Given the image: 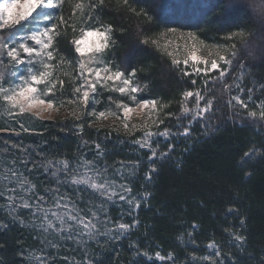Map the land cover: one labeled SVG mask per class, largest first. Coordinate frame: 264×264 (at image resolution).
<instances>
[{
  "label": "trees",
  "instance_id": "1",
  "mask_svg": "<svg viewBox=\"0 0 264 264\" xmlns=\"http://www.w3.org/2000/svg\"><path fill=\"white\" fill-rule=\"evenodd\" d=\"M191 1L127 0L125 4L124 0H104L101 5L99 0H82L86 6L97 7L94 11L86 8L81 17L79 11L73 15L75 4L81 0H63L48 13L59 33L53 41V79L64 84L61 87L57 83L46 100L50 98L57 107L68 109V115L49 121L27 114L21 122L32 132L19 134L2 132L6 129L0 118V151L24 152L22 155L34 161L38 172L41 165L57 160H67L70 168L82 161L94 162L100 168L107 165L108 173L115 172L119 162L128 166L121 179L131 187L130 195L141 201L140 207L131 214L129 207H105L111 220H118L124 211L122 223H138L119 239L91 244V264H193L194 256L195 264H211V260L264 264V120L259 118L257 107L264 102V0H199L206 8H197L196 16L190 17ZM89 11L93 12L91 17L86 14ZM61 17L65 23L60 22ZM28 25L16 26L15 36ZM102 25L112 28L111 43L103 54L107 66L124 72L140 89L134 94V103L157 102L155 132H170L167 138L156 134L151 141L157 152L154 161L148 159L151 151L141 149L132 135L96 125L98 113L107 111L120 118L117 104L130 105L127 94L98 87L84 103L74 91L80 85L79 57L71 42L80 35L81 27L88 30ZM4 32L0 31L3 37ZM240 32L245 34L247 49L242 48L238 35L233 36ZM173 34L194 36L198 46L226 55L235 44L238 56L231 66L220 62L221 68L227 69L223 78H219V71L207 75L191 72L181 63L174 65L161 46L162 37ZM61 57L65 63H60ZM198 90L206 98L201 105L210 110L204 118L193 119L182 108L194 107L195 98L185 101L182 94ZM233 96L240 97L247 107L237 104ZM208 101L213 103L208 105ZM252 111L257 113L255 119L248 115ZM157 120L163 121L159 128ZM186 128L189 134L185 136ZM246 152L252 155L245 157ZM152 166L155 171L148 181L145 176ZM33 180L38 192L48 188L43 177ZM85 195L79 194L80 199L93 206V200ZM2 199L0 264H30L28 253L37 250V236ZM233 234L244 237V241H236ZM213 242L219 257L208 249ZM66 249L59 246L57 250ZM157 252L163 260L156 258ZM204 256H211V260L202 262Z\"/></svg>",
  "mask_w": 264,
  "mask_h": 264
},
{
  "label": "snow or ice",
  "instance_id": "2",
  "mask_svg": "<svg viewBox=\"0 0 264 264\" xmlns=\"http://www.w3.org/2000/svg\"><path fill=\"white\" fill-rule=\"evenodd\" d=\"M63 0H58L57 4H53L52 0H12L11 3L0 4V29H15L16 25H19L22 21H25L32 15L37 9H41L37 13V20H49L50 17L45 15L44 9L59 7ZM127 4V0H124ZM104 0H99V4H103ZM97 7L96 4L85 5L82 0L77 2L74 6L73 15L75 16L76 11H79L81 17L85 15V9L91 8L93 11ZM19 9V11H13ZM133 11H135L133 9ZM89 17L92 16L93 12L89 11L86 13ZM61 23H65L63 17L60 18ZM83 23L87 21L82 20ZM262 27H264V21H262ZM170 31H175L171 29ZM112 32L111 26H101L100 28H90L85 30L83 27L80 29V35L72 40V44L75 47V52L81 58L79 61V78L84 80L85 83L77 86L75 92L81 94V99L84 103H87L89 98V91L93 92L96 90L97 84H104L106 81H121L123 86H117L114 90L121 94L126 91L132 93L138 92V87L132 86V80L130 78H124V72L120 70L112 71L107 66L106 61L103 58L105 50L109 47L111 40L110 34ZM57 32V25L52 24L51 27H44L40 29L37 27L30 35H26L20 39L19 42L12 39V34L7 38L0 35V65H2L5 71L0 72V115L8 114L23 115L33 108L41 107L45 105L47 108L53 107V102L49 98L45 100L43 97L50 96L57 86V83L63 87V80L53 79V68L54 65L51 63L56 59L53 50V41ZM191 35V34H190ZM239 36L242 41V48L247 49L249 45L245 39L244 32L234 33L233 36ZM94 38V39H92ZM192 39H195L193 36ZM28 41H32L33 44L29 45ZM147 43V40L145 41ZM227 53V49L223 50ZM22 53L24 54L22 56ZM6 55L7 63H4L3 57ZM172 55V53H169ZM215 55L216 58L207 59L199 58L196 55L195 50L191 51L187 58L183 61L185 65L189 63V60L196 61L205 65L204 68H198L197 71H201L204 74L209 72L219 71V78L225 77L227 69L221 68L220 62L224 65H233L234 58L238 56L236 45H232V51L230 54H221V52L210 53ZM27 57V59H25ZM87 57V59H84ZM231 57V58H230ZM60 63H65L64 58H60ZM70 63V62H68ZM174 65L180 63L179 60L174 59L172 61ZM28 65L26 74H21L18 71L8 72L7 69L18 65ZM91 65V66H90ZM96 65H104L98 67ZM95 79H92V76ZM135 72L131 74L134 76ZM184 75H188L187 72ZM18 77L17 81H12L11 77ZM242 77H237V80H241ZM195 84V81H193ZM7 85V86H6ZM44 85L41 89L38 86ZM236 87H239L237 83ZM231 86L225 84V89L230 90ZM83 89V91H82ZM241 92L244 90L241 88ZM251 93L252 89H248ZM185 101L190 98H195V105L192 108L184 106L182 108L185 114H193V119L203 118V114L209 111V107H201V102L206 98L198 91H185L183 94ZM233 100L242 107H247L244 101L238 97L233 96ZM251 100V96L249 97ZM151 103L153 109L157 108L156 101H145L140 107L147 108L148 104ZM213 101H208V105H211ZM118 108H122L125 117L132 112L130 107L124 106L122 103L117 104ZM257 107L260 108L259 118L264 120V102L258 103ZM18 110V111H16ZM100 117L104 116V113L99 114ZM248 115L255 119L257 113L255 111L249 112ZM156 127L163 121L157 120ZM23 128L24 126L21 125ZM125 129L129 127L127 123L124 124ZM132 127H135L133 125ZM24 131H28L24 128ZM155 134L164 136L167 138L170 135L169 130L165 129L163 132L153 133L152 131H145L143 137L135 141L141 149L147 148L151 151L149 155V161H154L157 152L152 148L151 137ZM189 130L186 128L182 135H188ZM171 147V146H170ZM97 150L100 149V145H96ZM104 153H101L103 155ZM167 154H162L166 156ZM245 157H250L251 152H246ZM15 165V161H11ZM138 163V162H137ZM45 167L46 171L50 172L52 180L55 182L57 187L47 188L45 192L47 195L37 194L36 185L22 172L16 171L15 167H8L5 165L0 169V197H3L8 202L10 211H16L18 208L29 209L32 216V224L34 228L45 234H55L60 239L75 240L80 243L84 237L89 239L95 235H107L109 231H115L116 234L113 236L114 239H119L120 235L126 233L130 228L135 227L138 221L133 220L132 224L119 223L116 225L115 230L105 228V232L101 233L99 226L101 224H107L109 222L108 210L105 207L106 204L112 203L115 197H119L120 201H127L129 210L134 211L135 208L140 207L141 201L136 200L134 197L129 198L128 195L123 193L131 194V187L128 184H118L115 180L109 179L107 176L108 166L105 165L100 168L95 165L94 162L82 161L78 167L83 169V172H76L71 175L70 179H61V174L65 177L68 176V170L70 164L67 160L48 161ZM115 167V165L113 166ZM128 167L123 162H119V167L116 168L115 175L124 176V170ZM31 171V169H29ZM155 171V167L150 168L149 173L145 176V179L150 181L152 178V172ZM130 175L134 177L135 173L131 172ZM70 184L77 188L78 191L91 190L93 195L100 198L98 204H94L89 208L90 215L82 214V210L77 206V203L71 199V196L65 193H61L60 185ZM83 186V188H79ZM147 194H145V197ZM91 203V202H90ZM39 221V223H37ZM21 223L23 221L21 220ZM243 223V221H242ZM195 224L193 228H195ZM234 235V238L238 242H243L244 237ZM43 243V242H42ZM48 244L56 248L58 245L53 241H48ZM218 246L213 242L208 245L209 250H215V256L221 255L220 251L216 250ZM43 251V250H41ZM23 256L24 253H21ZM145 257L151 259L152 257L148 253H143ZM156 258L163 260L164 257L160 256L157 252ZM30 264L35 261V264H48V257L46 255L35 256L33 253H28ZM171 258V257H170ZM193 264H195L197 258L192 257ZM201 261L211 260V256H204L200 258ZM211 264H223L222 261L211 260Z\"/></svg>",
  "mask_w": 264,
  "mask_h": 264
},
{
  "label": "rangeland",
  "instance_id": "3",
  "mask_svg": "<svg viewBox=\"0 0 264 264\" xmlns=\"http://www.w3.org/2000/svg\"><path fill=\"white\" fill-rule=\"evenodd\" d=\"M191 1V0H190ZM212 1V0H211ZM213 1H220V0H213ZM229 1H234L235 0H229ZM12 0H0V4H4V3H11ZM20 2L22 3L23 0H20ZM58 0H52V3L55 5L57 4ZM192 2V1H191ZM239 2V1H238ZM242 4V2H239ZM192 9L191 11H189V15L190 17L192 16H196V9L198 8L199 10H203L206 8V6H202L200 5V1L199 0H194L192 2ZM56 8V7H52V8H46L44 9V13L45 15H47L49 17V13L48 11ZM190 10V9H189ZM15 11H19V9H14ZM41 9H37L35 12L32 13V15L30 17H28L25 21H22L20 24L22 23H28V26H25L23 29L24 31H22L21 35L15 36V29H0V31L6 33V36L4 35L5 38H7L10 34H12V39L19 42L20 39L26 35H30L31 32L36 29L37 27H39L40 29L44 28V27H51V21L49 20H37V13L40 12ZM19 24V25H20ZM16 25V26H19ZM15 26V27H16ZM14 33V34H13ZM94 39V38H92ZM29 45H32L33 42L32 41H28ZM161 46L162 48L167 52V54L169 55V53H172V55H169L171 57L172 60L176 59L179 60L180 63L185 66L186 68L189 69V71L197 73V72H201V71H197L198 68H204L205 65H203L202 63H197L196 61L193 60H189V63L187 65H185L183 63V61L185 60V58H187V56L189 55V53L193 50H195L197 57L199 58H203V59H207V60H211L213 58H216L215 55H210V53H216L218 51H214V50H210L207 48H202L201 46H198L190 36H185L182 34H173V35H169V36H165L162 37L161 39ZM24 54L22 53V56ZM79 57V55H78ZM7 57L6 55L3 57L4 63H7ZM25 59H27V57H25ZM80 57H79V61H80ZM84 59H87V57H85ZM78 61V62H79ZM91 66V65H90ZM98 67H103L104 65H96ZM27 67L28 65H18L15 67H10L9 69H7L8 72H12V71H18L21 74H26L27 71ZM3 71H5L4 67L2 66ZM80 71L79 69V63H78V72ZM203 73V72H201ZM124 78H129L124 76ZM92 79H95V76H92ZM12 81H17L18 77H11ZM79 83L84 84L85 81L79 78ZM7 86V85H6ZM117 86H123L121 81H106L104 82V84H97L96 88L101 87V88H107L110 90H114ZM133 87H137L135 84L132 83ZM39 88L43 89L44 85H39ZM83 91V89H82ZM89 91V96H91L94 92L91 89H88ZM116 91V90H114ZM118 92V91H117ZM120 93V92H119ZM130 91H126L123 94H127L129 96V102L130 105H124L127 107H130L132 109V112L129 113L127 115V117H125V114L123 113V110L121 108V117L118 118L116 117V115L111 114L110 112H103L104 116L100 117V113H98L97 117H95V121H96V125H107L113 129H118L121 130L123 132H126V135H132V137L134 138V140H138L141 139L143 137V134L145 131H152L153 133L155 132V129L153 127V122L155 119V113H156V109H153L152 104L149 103L147 108H141L140 105H142L144 102H139V103H134L135 102V97L134 94ZM81 94H79L78 99L82 101L81 99ZM45 100L47 98V96L43 97ZM201 107H205L202 106ZM18 111V110H16ZM70 111H72V109H70ZM69 110L66 108H60L57 107L55 104H53L52 108H47V106L45 105L43 108L41 107H36L33 108L31 111L26 112L23 115L20 114H15V115H8V114H3L0 115V118L4 121L3 124H5V129L4 133H11V134H19V132L23 131L24 133H31L32 132V128L29 127V125H26V123H22V119L24 118V116H26L27 114L32 116L34 119H40V120H55L64 116L68 115ZM208 112V111H207ZM204 113L203 114V118L204 116L207 114ZM191 114V113H190ZM193 116V114H191ZM196 119H202V118H196ZM32 120V119H31ZM25 122V121H23ZM127 123L129 125V127L127 129H125L124 124ZM21 125H23L24 127L22 128ZM133 125H135V127H132ZM24 128H27L28 131H24ZM156 135V134H155ZM155 135H153L151 137V141L155 138ZM134 141V142H135ZM139 146V145H138ZM24 152H20V151H13L10 153H6V152H2L0 151V169H2L5 165H7L8 167H15L16 171L18 172H22L24 173L26 176H28L30 178V180L34 183L33 179H38L40 177H43L46 184H48V188H55L57 187V185L55 184V182L52 180L51 176H50V172L46 171L45 167H42L40 170V172H38L36 169L37 167L35 166L34 161L31 160V158H29V156H27V159H25V156L22 155ZM25 154V153H24ZM11 161H15V165H13L11 163ZM79 165V164H78ZM77 166H74L73 168H69L68 170V176L65 177L63 174H61V179H70L71 175L75 174L76 172H83L82 168H79ZM41 167V166H40ZM29 169H31V171H29ZM107 176L109 179L115 180L118 184H126L124 182L123 179H121V176L115 175V172H111L108 173L107 171ZM60 187V191L61 193H65L71 196V199L73 201H75L77 203V206L82 210V214L84 215H90V212L88 211L90 207V205H86L85 203H83V201L80 199L79 194H86L85 196H88L89 198H91L93 200L94 204H98L100 202V198L96 195H93L91 193V190H83V191H78L76 187L71 186L70 184H62L59 186ZM79 188H83V186H79ZM47 189V187H46ZM36 193L37 194H43V195H47V193L44 191H42V193L38 192V190L36 189ZM125 195H128L129 198H133L131 195H129L128 193H123ZM3 204L5 205V207H8V202L6 199H2ZM93 204V205H94ZM105 206H114L115 208H127L129 207L127 204V201H120L119 197H115L112 203L106 204ZM10 210V209H9ZM124 210V209H123ZM13 212V211H11ZM14 213L16 214L17 217L22 218L28 225L29 227L34 231V233L37 236L38 239V244H37V250L35 251L34 255L35 256H41V255H46L48 257V264H91V259H90V249L92 248L90 245L94 244V243H98L101 242L103 239L106 238H113V236L116 234L115 231H109L107 235H95L93 237H91L90 239L88 237H84L83 240L80 243H77L75 240H68V239H60L59 237H57L55 234H45L42 233L40 231H38L36 228H34L33 224H32V216H31V211L29 209H24V208H18L16 211H14ZM19 214H22L24 216H21ZM122 216V217H121ZM124 211L119 213V219L118 220H111L109 218V222L105 225V224H101L99 226V230L101 233L105 232V228L107 227L108 229H113L115 230L116 225H118L119 223H122L121 221L124 220ZM37 223H39V221H37ZM48 241H53L55 242L58 247L59 246H65L67 249L65 251H58V247L53 248L48 244ZM43 242V243H42ZM43 250V251H41ZM58 251V252H57ZM35 263V261H34Z\"/></svg>",
  "mask_w": 264,
  "mask_h": 264
}]
</instances>
